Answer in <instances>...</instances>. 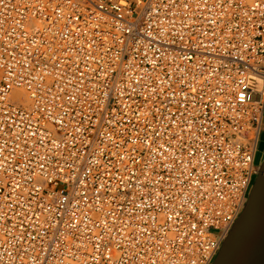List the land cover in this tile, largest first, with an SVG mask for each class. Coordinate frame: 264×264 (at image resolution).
<instances>
[{"label": "built area", "instance_id": "1", "mask_svg": "<svg viewBox=\"0 0 264 264\" xmlns=\"http://www.w3.org/2000/svg\"><path fill=\"white\" fill-rule=\"evenodd\" d=\"M263 127L264 0H0V264H212Z\"/></svg>", "mask_w": 264, "mask_h": 264}, {"label": "water", "instance_id": "2", "mask_svg": "<svg viewBox=\"0 0 264 264\" xmlns=\"http://www.w3.org/2000/svg\"><path fill=\"white\" fill-rule=\"evenodd\" d=\"M239 217L212 264H264V158Z\"/></svg>", "mask_w": 264, "mask_h": 264}, {"label": "rangeland", "instance_id": "3", "mask_svg": "<svg viewBox=\"0 0 264 264\" xmlns=\"http://www.w3.org/2000/svg\"><path fill=\"white\" fill-rule=\"evenodd\" d=\"M261 140H262V145H261L260 148H261V150H264V135H262V139ZM263 158H264V155L259 153L258 156H256V163L260 165L262 160H263ZM255 179H256V177L253 180V184L255 182Z\"/></svg>", "mask_w": 264, "mask_h": 264}, {"label": "flooded vegetation", "instance_id": "4", "mask_svg": "<svg viewBox=\"0 0 264 264\" xmlns=\"http://www.w3.org/2000/svg\"><path fill=\"white\" fill-rule=\"evenodd\" d=\"M262 135H264V127H263V130L261 132V135H260V138H259V143H258V152H257V156L259 153L263 154L264 155V150H261V145H262Z\"/></svg>", "mask_w": 264, "mask_h": 264}, {"label": "bare ground", "instance_id": "5", "mask_svg": "<svg viewBox=\"0 0 264 264\" xmlns=\"http://www.w3.org/2000/svg\"><path fill=\"white\" fill-rule=\"evenodd\" d=\"M17 93H18L19 95H23L22 98L24 99V103L27 104L28 100H27L26 96H24V94H22V92L17 91ZM258 168H259V167H258ZM258 170H259V169H258Z\"/></svg>", "mask_w": 264, "mask_h": 264}]
</instances>
